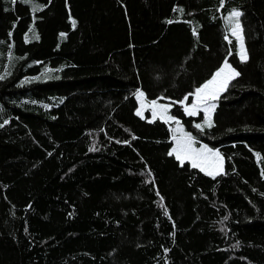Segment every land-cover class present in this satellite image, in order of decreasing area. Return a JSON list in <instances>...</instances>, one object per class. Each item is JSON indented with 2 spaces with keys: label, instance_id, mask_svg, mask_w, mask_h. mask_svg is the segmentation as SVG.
Masks as SVG:
<instances>
[{
  "label": "trees",
  "instance_id": "16d2710c",
  "mask_svg": "<svg viewBox=\"0 0 264 264\" xmlns=\"http://www.w3.org/2000/svg\"><path fill=\"white\" fill-rule=\"evenodd\" d=\"M32 2L0 0V264H264V0ZM225 59L240 76L201 132L179 101ZM139 89L222 150V174L168 154Z\"/></svg>",
  "mask_w": 264,
  "mask_h": 264
},
{
  "label": "snow or ice",
  "instance_id": "6c2138e0",
  "mask_svg": "<svg viewBox=\"0 0 264 264\" xmlns=\"http://www.w3.org/2000/svg\"><path fill=\"white\" fill-rule=\"evenodd\" d=\"M13 2H15V0H13ZM23 2L32 4L33 13L42 10V8L33 3L32 0H23ZM241 16L242 13L239 10L233 9L226 20L230 26L232 36H234L239 42V59L241 63H244L247 62L249 57L244 43V30L240 21ZM168 23H172V21H168ZM73 26H75L74 21ZM192 31L194 35L197 34L195 27H193ZM61 35L63 36L64 34ZM34 38L38 39L39 37L34 33ZM225 39H228V37L226 36ZM9 59H12L11 54H9ZM50 71L52 70H46L43 75L47 76ZM239 76L240 72H238L228 60L225 59L222 66L209 80L197 87L194 92L185 95L183 99L179 101L184 108L185 114L189 117H195L203 112V123H196L194 125L196 129L203 132L205 128L213 127L212 114L216 108L214 101L218 100L220 94L226 91L229 84ZM3 79H5V75H0V80ZM135 96L136 99L140 101V107L136 111L137 116L144 118V111L148 109L151 111L152 115V119L149 121L150 123L154 122L156 119H160L166 124L175 123V127L171 129L173 134L172 139L175 141V147L168 153L170 156L175 155V158L180 161L181 165H183L185 161H190L192 168L199 169L201 172H204L206 175L212 176L213 178L223 173L224 157L219 149L214 150L209 148L206 144L197 148L195 145L198 141L192 133L186 132L180 121L169 114L171 103H160L157 99L146 102L145 94L140 90L135 93ZM189 96L194 97L191 104L186 103ZM0 127H3V125H0ZM132 138L135 139L136 137L133 136ZM89 150L96 151L97 149L95 145H93ZM257 156L259 158V154H257ZM262 175H264V171H262ZM225 219H227V217H225ZM233 247L238 248L239 242L234 244Z\"/></svg>",
  "mask_w": 264,
  "mask_h": 264
},
{
  "label": "rangeland",
  "instance_id": "374dc122",
  "mask_svg": "<svg viewBox=\"0 0 264 264\" xmlns=\"http://www.w3.org/2000/svg\"><path fill=\"white\" fill-rule=\"evenodd\" d=\"M244 35V34H243ZM244 43H245V47H246V49H247V46H246V42H245V38H244ZM239 52V51H238ZM247 53H248V50H247ZM228 60V62L239 72V69H238V67L236 66V64L232 61V60H230V59H227ZM223 64V63H222ZM222 66V65H221ZM220 66V67H221ZM219 67V68H220ZM218 68V69H219ZM217 69V70H218ZM216 70V71H217ZM215 71V72H216ZM214 72V73H215ZM211 78V77H210ZM209 78V79H210ZM208 79V80H209ZM206 82V81H205ZM204 82V83H205ZM203 84V83H202ZM201 84V85H202ZM201 85H199V86H201ZM198 86V87H199ZM140 91H143L142 89H139ZM144 92V91H143ZM192 92H194V91H192ZM191 92V93H192ZM144 94H145V100H146V102L147 101H151V100H153V99H150V98H148L147 97V95H146V93L144 92ZM157 100H159V102L160 103H171V108H170V112H169V114L170 115H172V116H174V117H176L179 121H180V123H181V125H182V127L184 128V130L186 131V132H189L188 130H186V127H185V124L182 122V117L178 114V113H174V112H172V107H173V105H174V103L172 102V101H169V100H165V99H157ZM193 100H194V97H191V99H188V101L186 102V103H188V104H191L192 102H193ZM138 101V100H137ZM214 103L217 105V100L216 101H214ZM138 107H137V109L140 107V101H138V105H137ZM144 117H146V118H149V119H152V115H151V111L150 110H148V109H146L145 111H144ZM173 127H175V123L173 122L172 123V128ZM197 140V139H196ZM200 142H198L195 146L197 147V148H199V147H201V145H204V144H206V145H208V147L209 148H212V149H219V151H220V153L223 155V157H224V170H225V155H224V153L222 152V150L219 148V147H216V146H213V145H211L210 143H208V142H206V141H203V140H199ZM175 147V141L173 140V144H172V147H171V151H172V149ZM186 162V161H185ZM190 162V161H189Z\"/></svg>",
  "mask_w": 264,
  "mask_h": 264
}]
</instances>
